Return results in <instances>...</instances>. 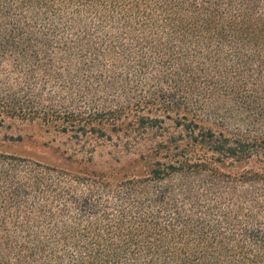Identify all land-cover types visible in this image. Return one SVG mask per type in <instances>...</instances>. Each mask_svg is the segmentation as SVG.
<instances>
[{
	"label": "trees",
	"instance_id": "obj_1",
	"mask_svg": "<svg viewBox=\"0 0 264 264\" xmlns=\"http://www.w3.org/2000/svg\"><path fill=\"white\" fill-rule=\"evenodd\" d=\"M15 123L0 264H264V0H0Z\"/></svg>",
	"mask_w": 264,
	"mask_h": 264
},
{
	"label": "rangeland",
	"instance_id": "obj_2",
	"mask_svg": "<svg viewBox=\"0 0 264 264\" xmlns=\"http://www.w3.org/2000/svg\"><path fill=\"white\" fill-rule=\"evenodd\" d=\"M13 129L0 128V149L23 154L29 157L42 158L51 164L61 165L64 158L58 152V147L66 148L67 137L53 132L47 133L37 125L15 123ZM5 134L13 136V140L1 139ZM22 136L19 139L17 136ZM54 140V141H53Z\"/></svg>",
	"mask_w": 264,
	"mask_h": 264
}]
</instances>
